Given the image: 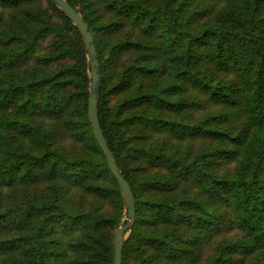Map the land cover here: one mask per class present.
<instances>
[{
  "label": "trees",
  "instance_id": "16d2710c",
  "mask_svg": "<svg viewBox=\"0 0 264 264\" xmlns=\"http://www.w3.org/2000/svg\"><path fill=\"white\" fill-rule=\"evenodd\" d=\"M67 1L123 264H264V0ZM91 81L54 0H0V264H115Z\"/></svg>",
  "mask_w": 264,
  "mask_h": 264
},
{
  "label": "water",
  "instance_id": "95a60500",
  "mask_svg": "<svg viewBox=\"0 0 264 264\" xmlns=\"http://www.w3.org/2000/svg\"><path fill=\"white\" fill-rule=\"evenodd\" d=\"M63 12L74 22L79 29L88 53V62L91 66V89L88 105V117L91 123L94 137L102 149L109 168L115 176L121 193L123 195L124 206L128 212V219L124 225L119 227L114 235V261L115 264H123V250L125 240L131 233L136 218V201L129 182L125 179L122 171L117 164L116 158L109 148L108 142L104 136L99 120V94H100V62L98 59L97 49L94 43V37L89 31L88 24L83 17L68 3L67 0H54Z\"/></svg>",
  "mask_w": 264,
  "mask_h": 264
}]
</instances>
